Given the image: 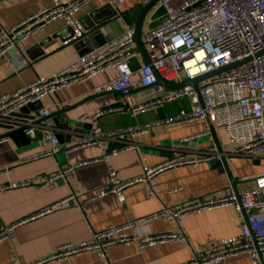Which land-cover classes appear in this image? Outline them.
Instances as JSON below:
<instances>
[{"label":"crops","instance_id":"crops-1","mask_svg":"<svg viewBox=\"0 0 264 264\" xmlns=\"http://www.w3.org/2000/svg\"><path fill=\"white\" fill-rule=\"evenodd\" d=\"M65 1L68 0H0V38L5 29L8 30L34 12ZM182 1L173 0L174 3ZM147 3L142 0H124L115 7L109 0H91L76 14L75 22L92 13L94 16L86 18L85 22L95 18L104 21L95 36L102 40V45L127 27L135 30L141 7ZM164 20L165 16L153 5L141 25L144 43L146 32ZM65 26L62 21L53 22L44 31L25 39L22 50L28 64L24 67L17 68L19 49L16 47L0 56V95L13 92L40 75L53 74L88 51L89 45L77 48L56 35ZM143 63L145 60L141 55L131 62L133 68ZM116 75L114 69H108L46 98L43 103L53 107L52 113L58 112L55 117L39 120L37 116L32 120L29 116L35 115V111L29 109L25 115H14L10 121L0 120V187L12 182L19 184L0 190V226L23 220L16 227L14 238L0 240V264H33L55 253L61 244L84 240L96 230L130 219L137 220V233L140 236L173 231L182 234L183 238L144 247L136 243L113 244L105 251L82 250L39 264H193L191 260L194 254L222 248L240 239L241 220L231 205L201 212L191 211L181 222L162 217L146 218L163 207L204 193L228 192L232 187L228 175L211 167L209 161L167 168L150 178L136 181L125 187L123 200L115 193L88 200L90 194L109 182L105 161L90 162L73 168L68 175L60 174L75 162L101 157L104 150H113L132 142L137 147L136 151L122 150L110 157L117 176L121 180H129L143 175L145 165L152 166L179 154L199 155L211 144H216L212 134L194 137L204 130V125L199 121L171 125L163 122L165 118L187 107V98L146 110H134L135 104L143 103L154 90V86L143 87L137 82L130 92L132 105L100 115L98 124L109 132L148 123L147 130L134 136L123 132L106 139L105 146L93 144L74 147L77 140L92 128L83 127L80 134L71 136V131L64 124L66 119L78 121L80 126H88L92 124L91 116L101 108L126 103L124 94L105 86ZM90 95L95 96L80 103L81 99ZM76 103L78 105L68 109V106ZM65 108L67 110L61 111ZM84 115L86 118H82ZM48 122L64 134L60 140L61 149L49 156L25 160L48 146L42 141L47 128L41 126ZM36 123L41 124L37 126L35 136H30L26 128ZM216 132L228 154L229 166L241 194L253 185L263 161L232 153L226 132L218 128ZM49 174L54 177L46 186L40 187L35 183L41 176ZM45 208L50 210L44 211ZM253 263L250 254L238 253L226 255L211 264Z\"/></svg>","mask_w":264,"mask_h":264},{"label":"built area","instance_id":"built-area-1","mask_svg":"<svg viewBox=\"0 0 264 264\" xmlns=\"http://www.w3.org/2000/svg\"><path fill=\"white\" fill-rule=\"evenodd\" d=\"M90 1L68 0L44 7L8 30L5 29L3 37L0 38V56L16 47L19 49L17 68L26 66L28 62L22 50L23 41L44 31L53 22L73 24L76 14ZM109 1L118 7L124 0ZM149 1L151 0H142L143 3ZM154 7L162 12L165 20L152 26L144 36L150 63L145 62L133 68L131 62L140 53L135 43V30L127 27L116 37L80 55L55 73L40 75L13 92L1 94L0 120L10 121L15 112L24 105L36 100L44 102L63 88L114 69L117 72L116 77L108 80L105 86L121 91L126 97V105H110L94 113L91 116L92 130L73 145L105 146L106 139H112L123 132L134 136L145 132L149 127L146 123L106 132L98 124L100 115L120 111L127 108V105H132L130 92L137 82L154 86V90L143 103L135 104L134 110H146L187 98L188 106L176 115L165 118L163 122L171 125L199 121L204 125V130L194 137L210 135L211 125L223 129L232 145V153L261 159L262 169L256 175L253 185L247 187L240 194V198L234 188L230 187L226 193L208 192L176 205L163 207L146 218L150 220L162 217L181 222L191 211L201 212L219 206H234L237 217L241 220L240 239L222 248L194 254L191 263L211 264L226 255L248 253L253 257V264H264V52L257 55L264 50V0H183L179 3L158 0ZM248 57L251 58L243 61ZM236 61L242 62L199 83L203 102L192 85L186 84L181 88L155 85V71L166 81L180 83ZM52 111L51 105L43 103L40 116H49ZM82 118H86V115ZM39 124L28 126L27 134L35 136ZM41 126L47 128L42 141L48 146L25 160L49 156L61 149L57 136L60 129L50 122ZM122 150L136 151L137 147L131 142L113 150H104L101 157L75 162L60 174L68 175L73 168L90 162L105 161L109 170V182L90 194L88 200L108 193H115L123 200L125 187L136 181L150 178L167 168L210 161L219 156L217 145L213 143L199 155L179 154L152 166L145 165L143 175L137 178L121 180L110 162V157ZM53 177L52 174L43 175L35 183L44 187ZM27 183L29 182H23ZM18 185L12 182L2 185L0 190ZM48 210L50 208L44 209ZM22 221L1 225L0 240L14 238L16 227ZM137 226L136 219L110 224L92 232L84 240L59 245L55 253L33 264L63 258L82 250L105 251L113 244L136 243L144 247L183 238L182 234L173 231L140 236Z\"/></svg>","mask_w":264,"mask_h":264},{"label":"water","instance_id":"water-1","mask_svg":"<svg viewBox=\"0 0 264 264\" xmlns=\"http://www.w3.org/2000/svg\"><path fill=\"white\" fill-rule=\"evenodd\" d=\"M156 1H158V0H151L146 5H143L141 7V12H140V15L138 16V19L136 22V29H135V33H134V38H135V43H136L137 49H138L140 55L144 58L146 63H150V57L148 55L147 47H146L145 43L143 42V40L141 39V25H142V22H143L145 16L147 15L148 11L153 7V5L155 4ZM92 14H88L85 17V19H80L79 21L74 22L73 24H66V26L63 27V29L60 32H58L56 35L60 36L62 38V40L65 41V43L74 44V46L77 48L83 47L85 45H89L87 47V49H88V51H90L91 49H93L94 47H96L102 43L101 42L102 40L96 39L95 36H96L97 32L100 30V28L102 27V25L105 23L104 21H101L99 18H95V17H94L95 18L94 20L90 19L89 22H85L84 20H86V18H90V16H94V13H92ZM1 29H2V25L0 24V30ZM103 41H105V39ZM88 51H86L85 53H87ZM263 52H264V50L258 52L257 55L260 53H263ZM85 53H83V54H85ZM250 58L251 57H248V58L244 59L243 61H246ZM241 62L242 61H236V62H233L232 64L218 67V68H216L210 72H206V73L199 75L195 78L187 79V80L180 82V83L166 81L155 71V76H156L155 85L160 84V85H163V86L168 87V88H181L186 84L192 85L196 89V91L199 95L200 101L203 102V98H202L201 93H200L199 83L203 80H206V79L212 77L213 75H215L221 71H224V70L229 69L233 66H236L237 64H240ZM143 87H148V86L143 85ZM113 91L123 94L119 90L114 89ZM95 95H99V94H95ZM95 95H90V96H87V97L81 99L80 103L84 102L85 100H88L89 98L94 97ZM77 103L79 104V102H77ZM77 103L72 104L71 106H68V109L75 107L76 105H78ZM42 107H43V102L40 100H36V101L30 102V103L24 105L22 108H20V110L18 112H15L14 115H25L24 114L25 112H28L29 109H33L35 111V115H31V116H29V118L32 120H35L36 117L39 116L40 117L39 120H44V119H48L51 117H55V115H57L56 113H58V112L51 113L49 116L41 117L40 116V108H42ZM64 110H67V108L62 109L61 111H64ZM39 120H36V121H39ZM64 124L66 125L67 129L69 131H71V136H73L75 134H80L81 129L83 127L92 128V124H89L88 126H86L85 124H82V126H80V123L78 121L74 122V121H72V119H69V120L66 119ZM210 132L216 141L219 156L210 160L209 165L211 167L218 168L221 173H226L228 175V177L232 183V187L234 188L235 192L237 193V195L240 198V192L237 189V180L234 178L232 171L230 169V166H229L228 154L224 150V148L222 147L221 142L217 136L216 128L213 125L210 126ZM57 136L60 140H62L64 137V134L61 133L60 131H58ZM229 156H230V154H229Z\"/></svg>","mask_w":264,"mask_h":264}]
</instances>
